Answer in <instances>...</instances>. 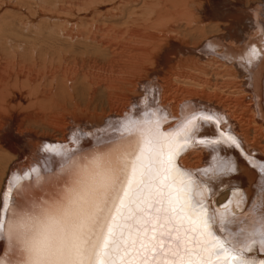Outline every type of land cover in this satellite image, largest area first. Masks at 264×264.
Returning <instances> with one entry per match:
<instances>
[{"label": "bare ground", "instance_id": "bare-ground-1", "mask_svg": "<svg viewBox=\"0 0 264 264\" xmlns=\"http://www.w3.org/2000/svg\"><path fill=\"white\" fill-rule=\"evenodd\" d=\"M181 37L192 41L178 43ZM251 49L259 59L249 64ZM120 77L139 94L117 107L109 90ZM104 96L109 115L95 109ZM157 110L167 117L163 131L197 110L223 118L219 128L227 124L240 147L193 144L177 163L210 189L211 211L225 212L231 200L234 213L257 193L238 229L257 226L264 213V0H0V194L13 176L39 169L10 190L0 264H30L29 241L43 213L108 156L119 167L89 229L87 247H94L137 145L136 136L120 139L111 126ZM40 118L45 129L34 127ZM217 132L209 125L199 135ZM58 145L71 150L67 159L44 150ZM222 159L236 170L214 172ZM246 255L259 260L256 250Z\"/></svg>", "mask_w": 264, "mask_h": 264}, {"label": "snow or ice", "instance_id": "snow-or-ice-1", "mask_svg": "<svg viewBox=\"0 0 264 264\" xmlns=\"http://www.w3.org/2000/svg\"><path fill=\"white\" fill-rule=\"evenodd\" d=\"M257 59L256 49H251L247 62ZM145 117L111 126L120 139L136 136L137 145L94 247H87L89 229L103 210L102 203L119 167L108 156L100 157L97 169L78 177L72 191L43 213L29 241L30 264H264V259L246 255L254 250L264 253V213L257 226L233 232L230 226L237 218L227 210L232 201L223 206L225 212L211 211L207 204L210 189L177 163L193 144L240 147L236 137L219 131L223 118L197 110L176 129L163 131L166 115L159 117L157 110L146 112ZM209 125L218 129L216 138L199 135ZM82 135H73L72 143L79 144ZM44 150L65 159L71 151L62 145L46 146ZM235 170L231 161L222 159L213 171L226 175ZM38 172L33 168L23 177L13 176L9 191L0 194V237L12 202L11 188ZM234 196L239 197V207L243 196L239 192Z\"/></svg>", "mask_w": 264, "mask_h": 264}, {"label": "rangeland", "instance_id": "rangeland-1", "mask_svg": "<svg viewBox=\"0 0 264 264\" xmlns=\"http://www.w3.org/2000/svg\"><path fill=\"white\" fill-rule=\"evenodd\" d=\"M176 41L178 43L185 44L184 42H191L192 40L189 37H181V38L176 39ZM163 46H165V44ZM215 59H217V58H215ZM149 67L151 68V65L150 64H149ZM184 73H186L189 77H191L193 79V81H199L201 83L203 81H207L206 78L203 77L202 75L194 74V73H192V72H190L188 70H184ZM237 75H238V73H237ZM125 79H126V77H125ZM142 79L143 78H140V79H138V81H140ZM124 80L121 77L118 78V81L116 83V88H113V89H110L109 90L110 95L112 96L111 97V99L113 100L112 102L113 103H116L117 104V107H120L121 104L124 102V100H122V99H124V98L130 99L132 97L131 94H133V93H138L139 94V92L137 90L134 91V90L131 89V86H127L125 84V81ZM106 99H107L106 96H104V98L102 99V101H100V103L97 105V107L95 109L97 110L98 107H100L103 111H99V110H97V111H99L101 113H104L105 112L107 115H109L111 113L109 112V109H108L109 106L107 104V100ZM38 123L39 124H36L37 126H34L35 128L45 129L44 128L45 126L43 124L45 122H42L41 121V118L39 119ZM20 130H21V128H20ZM26 140L29 142L30 137H27Z\"/></svg>", "mask_w": 264, "mask_h": 264}, {"label": "water", "instance_id": "water-1", "mask_svg": "<svg viewBox=\"0 0 264 264\" xmlns=\"http://www.w3.org/2000/svg\"><path fill=\"white\" fill-rule=\"evenodd\" d=\"M207 111L213 112V110H207ZM165 123H163V125H165ZM222 124H223V120L220 122V125L219 126H221ZM227 129H228L227 124L225 125V127H223V129L219 128V130H221V131H226ZM200 136L201 137H207V138H213V136H211V134H204V136L203 135H200ZM70 148H72V147H70ZM257 166L258 167H261V165H257ZM258 169L259 168H256V171L257 172H258ZM258 198H259V195H257V193H254L253 195H250L248 198L245 199L244 205H243V207L240 210H238V211H236L234 213H231L234 217L237 218L236 223H234L233 225L230 226V228H231V230L233 232L236 231L240 225L245 224V221H246L245 216L248 213H251V210H253L255 208V206L257 205ZM217 234H219L221 236L224 235L223 233H219L218 230H217ZM256 251H258V250H256ZM256 258H258V259H264V253H260L258 251V255L256 256Z\"/></svg>", "mask_w": 264, "mask_h": 264}]
</instances>
